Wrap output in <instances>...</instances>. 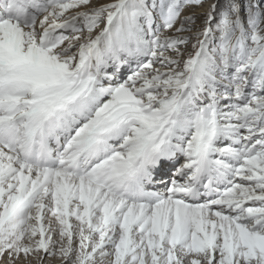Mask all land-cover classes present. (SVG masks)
<instances>
[{
	"label": "snow or ice",
	"instance_id": "1",
	"mask_svg": "<svg viewBox=\"0 0 264 264\" xmlns=\"http://www.w3.org/2000/svg\"><path fill=\"white\" fill-rule=\"evenodd\" d=\"M0 264H264V0H0Z\"/></svg>",
	"mask_w": 264,
	"mask_h": 264
}]
</instances>
